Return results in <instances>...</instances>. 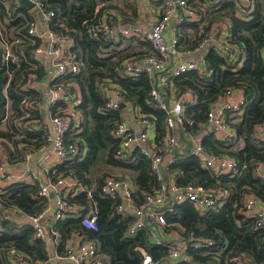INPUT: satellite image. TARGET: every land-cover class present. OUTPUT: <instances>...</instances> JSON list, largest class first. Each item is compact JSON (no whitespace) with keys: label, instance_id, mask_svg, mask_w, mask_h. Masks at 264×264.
Listing matches in <instances>:
<instances>
[{"label":"trees","instance_id":"trees-1","mask_svg":"<svg viewBox=\"0 0 264 264\" xmlns=\"http://www.w3.org/2000/svg\"><path fill=\"white\" fill-rule=\"evenodd\" d=\"M41 1L46 10L54 11L51 28L72 38L71 52L78 65L77 73L66 74L56 82L76 84L80 99L75 105L79 112L77 124L65 135L67 142L76 143L78 154L55 164L49 171V177L52 180L59 176L69 177L90 188L91 200H87L82 191L70 195L68 200L82 206L83 212L94 206L99 225L97 231H91L82 226L80 217L55 221L52 228L60 236L58 255H63V247L71 235L77 234L95 242L105 264H141L142 254L137 247L145 248L154 260H162L168 254V240L152 243L146 230L127 236L126 231L132 217L117 211L120 197L101 193L103 179L108 175L129 177L134 185L133 197L138 203L158 186L150 170L149 158L141 147H136L127 159L115 157L119 141L112 135V131L123 120V114L121 109H107L106 98L98 85L103 79L109 78L119 85L120 94L127 104L139 108L142 113L153 115L154 140L158 146H164L166 113L152 102L153 78L145 71L135 77L122 73V61L143 53L144 56L150 54L146 53V48L141 49V45L145 46L146 43L138 39L134 41L136 49H118L121 36L118 41H114L113 36L107 34L93 38L89 33V28L99 22L106 12L111 24L115 25L116 21H120L112 9L123 17V22L133 19L136 2L125 3L132 7L127 14L121 13L120 7L112 4V0ZM161 1L163 0H158V3ZM186 1L195 6L198 0ZM14 5L16 4L13 3L9 8ZM200 13L203 23L206 18L220 15L229 18L228 41L237 48L239 55L235 61L230 62L214 47H209L205 59L213 70L211 74L190 70L172 80L173 96L178 97L188 91L195 99L184 105L183 123L173 129L171 134L175 130L181 135L197 134L206 125L211 104L227 89L241 90L244 99L242 113L228 112L226 115L227 124L236 133L235 138L222 142L209 133L201 139L206 151L233 157L238 163L239 172L215 174L211 169L202 167L195 155H177L174 162L166 168L167 175L172 177L177 186L201 184L227 191V195L218 207L202 214L189 201L173 205L164 214L166 224L163 230L168 235L172 233L180 239L188 240V244L195 238H209L213 241L207 249L188 245L185 253L189 261L182 259L176 264H236L237 259H246L251 264H264V229L257 228L254 218L242 212L245 194H253L264 203V179L256 172L258 165L264 163V140L254 136V128L264 121V0H254V8L240 15L237 14L235 0H221L214 9L207 7L205 12ZM31 15L20 5L11 13L4 1L0 0V25L12 34L25 33ZM184 25L186 24L182 26ZM190 26L191 33L182 30L181 34L179 32V41L183 42V38L190 34L193 48L199 44L201 35L208 31L210 25L203 24L200 33L198 23L194 22ZM34 47L30 40L24 39L23 43L14 46L18 60L9 62L8 66L0 63V125L5 123V129H0V145L3 146L9 163L21 162L26 149L36 150L47 142V126L43 119L39 128L35 124L31 128L18 125L22 115L20 102L24 95L21 90L23 81L32 72L37 74L38 80L45 76L40 64H32ZM150 52H154L152 46ZM8 72L12 76L5 94ZM171 91L172 89L165 90L166 100L173 94ZM25 94L35 101H41L40 93L36 91L30 90ZM6 96L10 100L9 116H6ZM64 105L62 101H56L51 105L50 111L54 113ZM32 114L35 118L39 117L38 111H33ZM175 134L178 135L177 132ZM37 189L35 183L14 181L6 185L4 193L0 194L3 205L0 214V264H6L4 252L9 247L22 251L30 264H70L64 259L49 260L46 240L35 237L29 223L18 224L14 219L16 214L10 211L14 207L21 213L32 216L42 212L46 204L38 196Z\"/></svg>","mask_w":264,"mask_h":264},{"label":"built area","instance_id":"built-area-1","mask_svg":"<svg viewBox=\"0 0 264 264\" xmlns=\"http://www.w3.org/2000/svg\"><path fill=\"white\" fill-rule=\"evenodd\" d=\"M33 3L30 10V19L25 33L12 34L0 25V63L8 66L9 62H16L18 55L14 46L23 43L24 39L30 40L31 45H35L32 50V64L41 65L45 71V76L38 80L36 73H29L23 81L21 90L24 95L20 102L22 115L18 124L20 127H29L35 124L39 128L41 119L47 126L46 144L36 150L26 149L23 154V161L28 164L26 175L23 173L16 176L11 171L6 157L0 156V194L4 193L5 186L14 181H24L35 183L38 187L37 194L45 201V208L38 215H25L18 209L12 207L10 211L17 215H23L29 223L37 238H47L46 225L59 219L67 217H80L81 224L86 230L97 231L99 229L97 212L93 207L82 211V206H77L68 200V197L76 192L85 193L87 200L92 199V190L85 185L77 183L69 177H56L52 180L49 177L50 169L57 163L72 158L78 154V147L75 142H67L65 135L77 124L75 105L79 102V93L74 90L72 84L57 83L56 81L66 74L78 72V65L74 61L71 52L73 40L63 32H57L50 26L53 20L54 11L46 10L45 4L41 0H28ZM108 1V0H103ZM158 2V0H151ZM221 0H206L209 9H214ZM160 15L151 23L148 30L138 27H126L120 21L115 25L111 24L108 16H103L101 20L89 28L91 37L100 35L121 37L138 36L150 42L154 52L143 58V63H134L129 59L122 61L121 67L123 75L135 77L142 72H147L153 78V89L151 99L155 105L166 113L165 129L166 136L164 146H157L154 140L155 123L154 119L146 114L136 113L139 128L133 130L125 120L118 122L112 131V135L118 139L119 147L115 152L117 159H127L134 148L141 147L143 153L149 158L150 170L158 182V186L153 193L144 196L141 203L133 197L134 185L129 177L108 175L104 177L101 185V193L110 197H120L121 202L117 206V211L129 214L132 221L127 228L126 235L134 236L139 230H146L152 243H160L168 240V254L162 260H154L145 248L136 249L142 254L141 264H176L185 259L188 245L194 248L207 249L213 244L209 238H195L192 243L188 240L173 238L164 233L165 212L170 211L172 206L178 203L189 201L199 213H204L210 209L218 207L222 199L227 195V191L205 187L201 184L188 183L184 187L175 184L170 175H167L166 168L176 159L175 150L180 144L172 130L183 123L184 105L194 102L195 97L190 92H183L178 97L173 96L172 103L166 102L165 96L160 89L172 88V80L186 71H197L207 75L213 72L205 59H186L172 63L179 56L180 41L178 28L188 22H194L201 18L200 11L186 0H163L160 2ZM236 9L239 14L250 11L254 8V0H235ZM7 9L11 13L16 10V6ZM114 28V29H113ZM213 42V47L228 61H235L239 51L228 40L217 41L213 39L212 33L201 35L199 46ZM24 57V53H22ZM264 56V48L262 49ZM147 65V66H145ZM12 76L8 72L6 88ZM109 83V84H108ZM111 82L104 80L100 82L99 88L106 98V107L110 110L118 109L121 103H125L120 94V88ZM36 91L40 93L41 101L29 98L25 92ZM6 116L11 113L10 100L6 96ZM56 101H62L63 108L52 113L51 105ZM243 98H238L235 89H227L214 103L211 104L207 114L206 125L211 134L219 141L227 142L235 138L236 133L227 124L226 115L228 112L242 113ZM49 109V123L46 117L41 116L42 111ZM33 111L39 112V117L35 118ZM153 135V140L150 136ZM254 136L259 140H264V121L254 128ZM192 153L195 155L204 168L211 169L215 174H237L239 172L237 161L226 154H214L208 152L201 142L193 141ZM40 157L35 169H31L30 163L35 157ZM49 160L52 165H47ZM264 164V163H262ZM256 168L257 174L264 179V171L261 165ZM3 205L0 202V214ZM242 212L251 216L255 220L257 228L264 229V203L253 194H245L243 198ZM54 235L53 241L59 236L56 231L50 229ZM60 237V236H59ZM49 239V238H48ZM49 260L64 259L70 264H105L99 255L97 245L94 241L87 240L84 236L78 235L77 240L68 239L64 245L63 255L51 256ZM6 264H30L25 254L15 247H9L4 252ZM236 264H251L246 259H237ZM36 264H48L47 262H37ZM198 264V263H193ZM206 264V263H205Z\"/></svg>","mask_w":264,"mask_h":264},{"label":"crops","instance_id":"crops-1","mask_svg":"<svg viewBox=\"0 0 264 264\" xmlns=\"http://www.w3.org/2000/svg\"><path fill=\"white\" fill-rule=\"evenodd\" d=\"M5 5H12L13 3H15L16 5L14 6H17L19 5L18 1L17 0H3ZM131 1V0H129ZM206 0H198L195 4V7L197 8H200V11L202 12H205V9H207V5L205 3ZM128 2V1H127ZM112 4H116L117 6L120 7V10L122 11L121 13H127L129 14L131 12V8L130 6H126V2H124L123 0H112L111 1ZM160 4L161 3H158V2H154V1H151V0H136V5H135V8H136V12H135V17L133 19H130L126 22H123V17L117 13L115 11V9H112L117 15H118V20H120L122 22L123 25H125L126 27H138V28H141V29H146L148 30L151 26V23L160 15V10H161V7H160ZM28 13L31 14L30 11H27ZM110 13V12H108ZM201 14V13H200ZM237 14H239L238 10H237ZM32 16V15H31ZM103 16H108L107 12L103 14ZM102 16V17H103ZM202 16L200 19H198L197 21H194L196 23H198V27H199V33L201 32L202 30V25H210L209 26V29L208 31H206V33H212L213 35V39L217 41H224L225 39L228 40V36H229V32H230V20L229 18H227L226 16H223V15H220V16H217V17H213L211 19L209 18H206L204 23H203V20H202ZM194 22H188L186 23V25L180 27V29L178 28V34L180 32L181 34V30L183 32H188V33H191L192 32V27L190 26L192 23ZM3 27V26H2ZM114 29V28H113ZM113 38H114V41H120L119 43V46H117V48L119 49H125L127 47H131V49H136V45H135V42L136 40L139 39V41L141 42H145V46L144 45H141V49H144L146 48L147 52L151 53V44L149 41L145 40V39H142L138 36H126V37H120L118 35L113 34ZM120 37V38H119ZM119 38V39H118ZM183 42H181V49H180V52H179V56L177 58L174 59V61L172 63H177L178 61H183V60H186V59H199L203 56H205V53L207 51V49L209 47H213V42L211 43H208V44H201L200 46L199 45H196V46H193V48L191 47L192 46V37L191 35L189 34L188 36L184 37L183 38ZM200 42V41H199ZM112 48V46H111ZM150 50V51H149ZM145 55V53H143ZM143 54H141V56H137V57H130L128 58L129 60H131L132 62L134 63H143ZM143 55V56H142ZM147 66V65H145ZM123 73V71H122ZM152 77V76H151ZM104 80H107L109 82H111L110 84L112 86L115 87V85L117 87H119L118 84H115L113 83L109 78H105ZM103 81V80H102ZM101 81V82H102ZM154 81V80H152ZM109 84V83H108ZM154 84V83H153ZM73 87H74V90L78 92V86L76 84H72ZM154 87V85H153ZM120 88V87H119ZM121 90V89H120ZM160 92L163 94V96H165V99H166V95H164V92L165 91H161ZM236 95L237 97L240 99V98H243V93L241 90H236ZM172 98H173V95L170 96L169 100H166V102L168 104H171L172 103ZM80 100V99H79ZM122 104V103H121ZM124 107H120L118 109H121L122 110V114H123V120H125L128 125L133 129V130H138L139 128V125H138V122H137V119L135 118V115L137 112L141 113V114H145V113H142L139 108H136L134 107L133 105L131 104H127L126 102L124 103ZM75 112H76V115H77V121H78V118H79V112L75 109ZM49 109L48 110H45L42 111L41 113V116L43 117H46L45 120L47 121V123H49ZM148 115L149 117L151 118H154L153 115L151 114H146ZM40 116V115H39ZM0 129H5V123L3 122L1 125H0ZM177 129V128H175ZM175 132H177L178 135L175 134ZM175 132H173V136H175L178 141H179V144H180V147L179 149H176L175 150V155L177 157L178 156H185V155H188V154H193L192 153V148H193V141H199L201 142V139L211 133L208 126L207 125H203V127L198 131L197 134H188V133H183L182 135L178 132V130ZM182 136V137H181ZM150 140H153V135L150 136ZM158 146V145H157ZM162 146V145H161ZM3 146L0 145V156H4L6 157V155L4 154V150L2 148ZM135 149V148H134ZM7 159V157H6ZM40 157L39 155L35 157L34 161H32V163H30L29 165H31V169H35V165H39L38 164V161H39ZM52 161L49 160V163H47V165H52ZM10 165V170L11 171H14L15 172V175L16 176H20L21 173H23L24 175H26V167L28 164H26L23 160L21 162H15V163H9ZM261 170L264 171V164L261 165ZM93 209H95V207L93 206ZM14 219L16 220V222L18 224H24V223H27L26 222V219L23 215H14ZM51 224V222H49L48 225H46L47 229H46V233H47V238H46V243H47V246H48V250H49V255L51 256H56L58 255V247H59V244H60V237L58 236L57 239H55V241H53L52 239H54V235L51 234V228H52V225L51 227H49V225ZM53 229V228H52ZM49 231V232H47ZM169 236L173 237V238H178V236L176 234H169ZM77 237L78 235L77 234H73L71 235V237L69 239H73V240H77ZM49 238V239H48ZM63 250H64V247H63Z\"/></svg>","mask_w":264,"mask_h":264},{"label":"water","instance_id":"water-1","mask_svg":"<svg viewBox=\"0 0 264 264\" xmlns=\"http://www.w3.org/2000/svg\"><path fill=\"white\" fill-rule=\"evenodd\" d=\"M19 5L21 7H23L26 11H30L33 7V3H31L30 1L28 0H17ZM161 91H164V89H160ZM124 103L121 104V107H124Z\"/></svg>","mask_w":264,"mask_h":264},{"label":"rangeland","instance_id":"rangeland-1","mask_svg":"<svg viewBox=\"0 0 264 264\" xmlns=\"http://www.w3.org/2000/svg\"><path fill=\"white\" fill-rule=\"evenodd\" d=\"M132 2H136V0H131L130 2H126L127 4H133ZM178 138V137H177ZM178 140V139H177Z\"/></svg>","mask_w":264,"mask_h":264}]
</instances>
